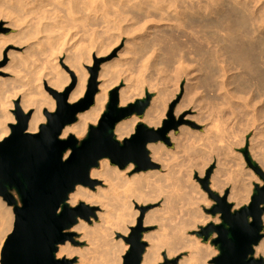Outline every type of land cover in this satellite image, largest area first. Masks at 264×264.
<instances>
[{
	"label": "bare ground",
	"instance_id": "obj_1",
	"mask_svg": "<svg viewBox=\"0 0 264 264\" xmlns=\"http://www.w3.org/2000/svg\"><path fill=\"white\" fill-rule=\"evenodd\" d=\"M67 1H69L68 2V4H69L71 0H0V18H4V19L6 18L7 19V24L5 26H10V27L19 29L16 31V32L19 31V33L18 34L15 33L16 34L15 38L18 39L17 37L22 36V33H24L25 27L22 25L24 23H26L25 21L27 20L26 19L27 17L29 20V17H30L29 15L36 14L35 16H36V19H38V22L34 16L30 17V18L34 17V19H32V20H34V21L36 20V22H37V23H35L33 21V24H36V26L35 25L33 26V27H36L35 30H37L38 26L40 27L39 24L40 23L42 24V19L44 20V18H45V21L47 23V20H51V18L54 17L52 19V23L55 24V26H56V21H58L62 17H65V18H63V20L66 19L67 17H71V18H68L66 20H69V19L75 20L76 18L73 19L72 14H71L72 16H69V14L66 13L67 11H64V12L68 16H65L64 13H62V15H63L62 16L60 14V12H58L59 10L61 11V9L64 10L62 7H64L66 5L65 2H67ZM83 1H85V0H83ZM83 1H81V2H83ZM94 1H97V0H93V2ZM100 1L98 0V2L101 3V5H103L104 4L103 1L102 0H100ZM117 1L115 0V2H117ZM122 1H124L125 4L120 2L123 5H120L119 8L117 7V4L115 5L117 8L111 4L114 1H111V3L108 2V5L110 3V5L115 7V9L117 10V12L114 11L115 13L113 12V9H114L113 7H112L113 9L111 11V7L109 8L107 4H104V6H103L104 8L108 7L110 9L109 11H111V13H113V15H111L112 18L109 16L111 18V20L114 21V23H113L114 27L111 25L113 28L111 27L108 30L104 29V30H102V33L100 31H98L100 33L98 35L94 34L96 36L95 38L92 35L95 32H93V33H90L89 31L85 32V34L88 33L87 34L88 36H90L89 33L92 35V40L85 42L87 40H85L83 38V40H85V41H83L81 39L86 44L82 45V43L80 42L82 46L79 48H76L75 50H71V48L74 49L75 46L77 47L78 43L75 45H69V43H70L69 39H70L71 35L69 36V39L67 36H64L63 42L60 41L61 43H58L60 45L62 44L64 47V43H65V41H67V40H64V38L67 37V39L69 40L68 41L69 43H67V45H69V47L71 46L69 49V52H67L66 58L64 60V64H66L68 66V68H66L64 71L61 68H59L58 58L56 56L57 51L61 50L63 47L62 46H61V48L59 47L60 49L56 48V46L58 45L56 43H55L56 46L51 45L52 42H54L56 40V39H54V36L57 34V32H54L55 34H51V35H54L53 36L54 41L49 40L51 42V44L48 43L49 45H47V43L46 44L43 43V44L49 46V50H51V52L49 53L50 55L48 54L47 57L45 58V60L42 59L43 61L39 60L40 57L38 58L37 54H34V53L28 54L29 48H27V56L26 55L23 56L21 53H19V52L17 53L15 51H11L8 54L11 60L9 61L8 65L5 66V70L6 71L8 69L11 70L15 76L8 78V77H4V76L0 75V140L3 139L4 136L9 134L10 128H9L8 124L15 123V118L13 117L14 115H12L10 113V108H12L15 105L16 100H20L19 105L23 109L24 112H28L29 109L34 108V111L31 114V117H30V120L28 123V131L29 132L37 131L41 122L44 120V117H43L44 113L42 114V112L45 109H48L51 111L54 110L55 104H56L53 96L51 94H49L44 88L46 87L48 89L50 87V88H53V89L58 90V91H62L64 89H66L67 86L69 85L71 79H72V75H71L70 71L75 72V74L77 76V83L69 95V102H75V101L79 100L83 96V94L85 93L86 82H87V78H88V71L85 68V64H91L92 63L93 51H96L99 55L102 53L110 52L111 47L114 46L116 44V42L119 41L120 36L124 35V33H128V29L129 30L131 29V27L128 28V26L133 25L134 23L137 25V23L139 24V22H141V23L143 22V24H142L143 26H144V24L147 25V22H154L155 24L157 23L158 26H159L160 22H162V23L166 22L168 25H171L173 27L172 31L175 33V35L174 36L171 35V37H173L174 43L171 44L166 39H164V38H166V37H164L165 35L164 36L163 35H155L154 37H151V39L147 38L145 41H143L141 43H139V39L137 38L135 40V42H136V44H138V43L140 44V46H138V47L136 46V44L131 45V43L129 42L130 40L127 41L125 44V48L123 49V51L119 54V56L117 58L103 64V67L101 68L102 70H101L100 76H99V79H100L99 91L95 95V100H94L93 105L89 109H87L83 112H79L77 114V121L76 122L69 124V125H66L64 127L62 134H61L62 138H65V137L69 136L70 134H74L76 136H81L88 131L89 125L96 124L98 122L100 116L102 115V113L104 112V110L106 108V104H107V100H108V94H109L110 89L113 86H115L117 83H119L121 81H123V83H124V86L119 90V101H120V106H126L129 103L134 102L138 98L143 97L144 93L146 91H148L146 89H142L140 91L136 90V85H139L137 83H140L143 80V75L146 74V73H141L142 70H144L143 72H145L144 68L151 66L153 68V71L154 70L159 71V69H161L163 71L165 67L170 68L169 66L173 65L174 63H177V68H175V69L178 70L177 72L181 71V74H182V70L186 71V69H188L187 67H189V64H191L192 60H196L198 62L199 70H200L199 72L202 73L201 74L202 76L198 77V78H200L199 81H197L195 83H191L190 85L188 84L190 87L187 86L188 91H187L186 96H187L188 102L185 101L187 104L189 103V105H190L193 102V100L195 99V97L199 93V91H198L199 87L201 88V86H202L204 88V90L206 91V94H207L206 98H208L211 103L213 102L214 103L213 106L215 107V105H217V103H218V102H216V100L218 99L217 94H218L219 90L222 88H225L229 85L228 84V78H224L226 71L228 72V70H230V69H238L239 70L238 74L234 75L233 80H230L229 83H230V85L235 84L236 92L242 91V93H243V91L247 90V88H248V90L252 89V91H253L252 99H254V98L257 99V100H255L254 105L252 104L253 106H255L254 111H252L253 112V114H252L253 122L256 123V121H259L260 117L263 119V117H264V25H262V24L260 25V19H258L259 15L257 16V14H255L256 10L251 8V5L249 2H246L243 0H122ZM7 2H8L9 6H10L9 3H11L10 7H8L6 5ZM73 2L74 1L72 0V4H73ZM75 2H76V0H75ZM87 2L86 3L84 2L86 5L84 3L83 4L81 3L82 4L81 7H83V5H84V7L86 6L87 9L90 11L93 9L95 10L96 7H94V5H96L95 4L96 2H94V5H91L92 7H94L93 9H90L92 7L89 5L90 4L89 2H92V0H90V1L87 0ZM93 2L91 4H93ZM104 2H105V0H104ZM128 2H131V4L130 3L128 4ZM63 4H64V6H63ZM78 4H79V1H78ZM78 4L76 2L75 5H78ZM12 5H14L16 7V9H14V10H17V13L19 12L18 13L19 15L18 14L15 15L16 11L15 12L13 11V14L11 15L12 11L9 12L10 10H8V9L7 10H8L9 14L8 13L6 15L4 14L5 13V6H7L9 9H12L11 8ZM51 5L53 7L52 11H54V12H51L50 8H49L50 11L48 10V8L46 9V7H50ZM80 5H79V8H80ZM105 5H106V7H105ZM42 6H46L45 9H43ZM73 6L74 5H72V7ZM99 6L100 5H98V7ZM67 7L69 8V10H72V7L66 6V8ZM75 7L77 8V6L73 7L74 10H75ZM17 8L20 9V11ZM39 8L44 10L42 12V10L40 9L41 13H42L41 15H38V13H36V12H40V11H36V10H39ZM99 8H102V6ZM104 8H102V9L105 12ZM81 11H82V8H81ZM98 11H100V10H98ZM55 12H58L59 14L57 13V15H55L54 14ZM104 12H101V14L104 15L105 14ZM106 12L109 13L108 11H106ZM70 13H74V12H70ZM88 13H90V12H88ZM88 13L86 11L85 13H82V15L83 14L87 15ZM51 14H54V16ZM97 14H99V13H97ZM58 15H60V17L61 16L62 17L60 18V17H58ZM74 15H75V13H74ZM84 15H83V17H86ZM92 15H94V14H92ZM95 15H96V12H95ZM55 16H56V18H55ZM99 16L102 17V15H99ZM57 17L59 19L55 20V19H57ZM88 17H86V18H88ZM82 18L80 17V19H79L80 22L82 21ZM86 18H84L85 20H83V21L86 22ZM93 19L94 18H92V20ZM98 19L99 18L97 17V20ZM106 19L108 21L107 17H106ZM53 20H55V21L53 22ZM97 20H96V22H97ZM99 20L103 21L102 19H99ZM59 21L62 22V20H59ZM59 21L57 23L58 26L61 25L59 23ZM69 21H68V23L65 22L66 25L64 24L66 26V28L68 26V29H70L69 28L70 25L71 26H72V24L74 25V23H72V21L70 22L72 24L69 25ZM77 21H78V19L76 21H73V22H76V24H77L78 23ZM31 22L32 21L30 19V23L27 22V24H31ZM80 22H79V26H78V24L77 25L75 24V26L80 27V25H81V28H84L86 26L85 22H83V24H81L82 22L81 23ZM46 23H45V26H42L43 28L45 27L44 31H46L47 27H49L48 25L46 26ZM48 24H51V22ZM101 24H102V22H101ZM51 25H50V28H51ZM82 25H85V26L83 27ZM87 25H89V24H87ZM105 25L106 24L104 23V26ZM55 26H52L53 29L51 31H57L55 29H57L59 27L58 26L55 27ZM75 26H72V29ZM22 27H24L23 30H22ZM27 27H28V25L26 26V29L28 30ZM29 27H31V25ZM64 27L63 28L60 27L58 32L61 30V28L65 32L67 29ZM100 27H102V26H100ZM125 27L128 29H126ZM50 28H48L46 31V33H48V34L47 35L45 34V36H48V38L50 35L48 30H50ZM136 28L137 27H135V29ZM31 29H29V30L33 31ZM84 29L86 31V27ZM84 29H82V32H84L83 31ZM87 29H89V28H87ZM92 29H95V27ZM92 29L90 30L91 32H92ZM113 29L117 30V32H115V33L111 32V30H113ZM135 29H133V31ZM138 29H137V31L139 32L140 27H138ZM142 29H144V28H141V31H143ZM146 30H148V29L146 28ZM38 31H39V29H38ZM38 31H37V35H38V33L40 35L41 33L44 32V31L43 32H38ZM27 32L25 31V33H27ZM61 32L62 31H60V33ZM67 32L70 33V31H67ZM79 32H80V30L79 31L77 30L76 35ZM130 32H131V30L129 31L128 35H130ZM136 32H134V33L136 34ZM12 33H14V32H12ZM33 33H34V31L30 34L28 32L27 34H29V35H27V36L28 37L32 36V35L34 36ZM68 33H66V34L64 33V34L68 35ZM134 33H133V35H134ZM7 34L0 32V53L3 52V49L9 43V41L12 42V38H14L13 34L12 35H11V33H10V35L9 34L7 35ZM73 34H75V33L73 32ZM79 34H81L80 36L84 35L85 38L87 36L83 33H79ZM57 35L59 36L60 34L58 33ZM23 36H26V35H23ZM45 36H42V37H45ZM84 36H82V37H84ZM130 36H132V35H130ZM38 37H36V38H38ZM61 37H62V35H61ZM21 38L24 39V37H21ZM21 38H19V39H21ZM33 38H34V40H36L35 37H33ZM48 38L46 39V41L48 40ZM73 38L75 39V38H77V36L75 37V35H74ZM79 38H81V37H78V39ZM88 38L89 37H87L86 39H88ZM132 38L133 37H131V39ZM23 39H21V41H23ZM28 39H30V38H28ZM43 39L45 40V38H43ZM49 39H52V37ZM78 39H77V41L80 40V39L79 40ZM132 40H134V38ZM38 41H40V40L38 39ZM49 41H47V42H49ZM74 43H76V42H74ZM16 44H17V42H16ZM33 44L36 46L37 43L36 44L33 43ZM33 44H32V48H34ZM70 44H73V43H70ZM38 45L39 46L41 45L40 49L43 52H44V50H47L46 46L44 47L46 49H44V50L42 49L43 48L42 43H40ZM38 45L36 47H38ZM29 46H31V45L29 44ZM50 46H53L56 48L55 49L56 54H55V51H53L54 48L52 47V49H50L51 48ZM79 46H80V44H79ZM38 49H39V47H38ZM35 50H37V49H35ZM41 50H40V52H41ZM31 51H32V49H31ZM66 51H68V50H66ZM37 52H39V51H37ZM59 52H61V51H59ZM39 54H42V53H39ZM43 54H45V52ZM43 54L40 56H43ZM138 54H140L138 56L139 57L138 62H140V64H139L140 66L138 65L139 70L137 69V67H136V69L139 72H135V75L133 78V76L131 74H133L134 72L133 73L130 72V69H132L130 66L133 65L132 63H134V61H137V59H135V58ZM96 58L97 57H95V59ZM151 58H152V60H150ZM197 62H196V64H197ZM135 63L136 64H134V66L137 65V62H135ZM24 65H26L25 66L26 68L23 67ZM117 66H119V67L117 68ZM231 71H233V70H231ZM136 73H137V75H138V73H141L140 75H142V77L140 75L135 77ZM178 74H180V73H178ZM153 78H154V76H153ZM143 81L141 83H143ZM248 94H250V93H248ZM227 95H229V94L227 93ZM234 95H232V97H231V94H230L229 96H230V98L234 99V97H235ZM239 95H241V94H239ZM236 96H238V95L236 94ZM153 97L154 98L152 99L151 105L147 108V110L145 111L144 116L142 118L139 115H133L131 117L125 118V119L116 123L113 131H114V134H115L117 139L121 140L124 137L131 135L132 132H134V130H135V126L138 124V122L141 119L144 120L146 122V124L159 126V123H160L159 117H160V111H161V106H162L161 105V97H160V95L159 96L154 95ZM201 97H202V95H201ZM238 97H240V96H238ZM224 98H222V99H224ZM242 98H241V100H243ZM259 98H260V101H262V103L258 107L256 105L257 104L256 101L260 102V101H258ZM204 99H202V100H204ZM183 100H184V98H183ZM236 100H237V97H236ZM231 101H233V100L230 99L229 102H231ZM207 102L209 104V101H207ZM183 106L185 107L184 102H183L182 106L180 105L177 108L178 109L177 111H180L181 108H183ZM234 106H236V104ZM214 107H213V110H214ZM216 107H218V106H216ZM235 109H237V106ZM209 110H212V108ZM213 110H212V112H213ZM215 110L217 111L218 108ZM244 110H245V108H244ZM216 111L214 113H216ZM238 111H240V109ZM217 112H219V111H217ZM214 113H210L209 115L206 114V115L202 116L201 118L199 117L198 119H200V120L206 119V121L208 119L214 125L215 119L218 118V117L216 118ZM218 115H220V114H218ZM236 117H237V114H236ZM249 117H251V116H249ZM240 118H239V120L241 121ZM218 120H220V118ZM218 120H217V122H219ZM237 124L239 126V123H237ZM252 124H254V123L251 122V125ZM217 125H219V124L217 123ZM219 126H221V125H219ZM219 126H216V127H219ZM213 128H214V126H213ZM238 128H240V127H238ZM207 131L210 132L209 130H207ZM227 132H228V130H227ZM243 132H245V130ZM196 143L197 142H195V144ZM262 145H264V144H262ZM181 146L184 147L185 145H181ZM259 146H260V144H259ZM153 149H154L155 154L157 155V156L155 155V157L162 159L164 161H165V159L169 158V157L165 156L166 154L169 155V153L167 151H165L167 153H164L163 146L153 145ZM191 149H192V147H191ZM193 149H195V148H193ZM262 151H263V149H262ZM68 153H69V151H67L65 153V156H67ZM175 162H174V164H175ZM167 164H169V162ZM133 166H134V164L130 163L127 166V168L129 170H132ZM174 169H176V168H174ZM174 169L173 168L170 169L171 170L170 172L172 173V170L174 171ZM124 172H125L124 170H121L116 165L112 164L108 158H103L99 161V167H95V168L91 169L90 174L92 177L97 176V177L104 178L106 180V182L109 184V188L107 190H105L104 188L102 189L101 187H98V190L94 191L85 185L78 184V185H76L75 189L69 194L68 203L71 205H76L77 203L81 202L82 200L86 201L87 203L88 202H93V203L99 202L102 204L101 206L104 207L105 211L100 214L101 223L100 222L98 223L100 225V227L98 224L95 225V227L94 226L91 227V225H89V223L86 222L85 219H79L78 222L74 225V228L77 229L78 231H80V233L82 234L81 238L86 239L87 240L86 242H88V244L90 243L91 246L88 245V246H86V248H81V247L74 246L72 244V242H70V241H66L63 244H60L58 247V251H57V257L58 258L70 257V256H74L77 254L79 256V260L76 264H93L89 261L92 257L97 260V262L95 264H122V256L126 252L128 246L126 244H124V240L122 238H115V235L118 233L126 235L129 232L130 226L134 225L138 212L137 211L133 212L130 209L132 207V204H130L131 203L130 200H128V199L126 200V198L123 196L122 193H124V191L121 188L124 187L125 185H129L130 183L137 181L136 180L137 176L139 177L138 173H135L132 177H129V176H126L127 173H124ZM127 172H129V171H127ZM173 173H172V176L171 175L168 176L169 174H167V175L163 174V175L167 176V177H165L166 178L165 182H167L168 179L170 180L173 177V175H174ZM149 175H152V174H149ZM157 175H155V176H157ZM159 175H161V174H159ZM148 177L150 178V176H148ZM173 178H175V176ZM148 180H150V179H148ZM171 180H170V182L173 181V180L172 181ZM168 183H169V181H168ZM160 184L162 186L164 184V182H163V184L162 183H160ZM172 184L173 183H171V185ZM168 185H170V184H168ZM161 186H159V188L163 189V188H161ZM169 187L170 186H168V190H165L166 195L165 196L162 194L161 195L164 196V198H166V201L171 200V202L173 204V200L171 199L173 197L172 196L173 192H171V189L169 190ZM159 188L157 187V189H159ZM165 188H167V186ZM160 193H161V191H160ZM162 193H164V192H162ZM157 194H158V192H157ZM231 197L236 198L237 203H241L244 200L240 189H239V192L230 196V198ZM140 199L142 200V197ZM163 200H165V199H163ZM143 201H144V199H143ZM130 210H131V212H130ZM13 220H14L13 209L11 208V206L7 205V203L0 196V253H1L4 241H5L7 235L9 234V232L11 231V229L13 227ZM151 221H152V217L147 215V221L146 222H151ZM96 226H98V229H96ZM143 238L151 240L152 235L146 234V235H143ZM180 241H181V236L179 234H175L173 236H170V235L163 236V238H160V241H159L160 243H158L157 245L151 246V247H146V250L143 254L142 263L143 264H159V262L162 258L161 257V251H162L161 248L162 247H168V254L173 255L177 252ZM195 248H196L195 254L191 258H182L180 260L179 264H206L205 260L215 253V250L213 248H211L209 245L197 243L195 245ZM256 253L264 255V240H261L260 243L256 246Z\"/></svg>",
	"mask_w": 264,
	"mask_h": 264
},
{
	"label": "water",
	"instance_id": "obj_2",
	"mask_svg": "<svg viewBox=\"0 0 264 264\" xmlns=\"http://www.w3.org/2000/svg\"><path fill=\"white\" fill-rule=\"evenodd\" d=\"M102 61L96 58L89 66L87 89L79 100L69 102L77 80L73 71H70L72 81L66 89H47L56 100V108L44 110L47 121L35 132L28 131L32 112H24L19 102L15 103L16 122L10 124V133L0 140V196L13 207L14 213L13 227L2 246L1 264H73L75 259L56 256L58 247L68 240L77 243L75 233L70 229L79 219L91 221V217L96 216L97 206L83 201L70 205L69 194L78 184L93 188L100 182L90 173L103 158H109L121 169L130 163L134 164L135 171L158 168L160 165L151 158L148 145L158 141L171 144L169 133L181 124L174 117L175 102H172L161 126L154 128L139 122L130 136L122 141L117 139L113 131L116 123L134 113L143 116L151 94L120 106L119 88L115 87L109 92L106 110L96 125H89L85 138L79 141L74 134L62 138L64 127L76 122L77 114L93 105L99 91ZM242 151L247 164L263 180L262 185L255 183L247 204L234 208L228 200L229 189L221 195L211 188L214 165L199 178L202 188L214 201L210 208L204 209L205 212L213 217L219 215L221 219V222L210 221L192 231L219 249V253L209 260L211 264H264V257L255 256V246L264 235V170L252 160L249 142ZM140 210V216L136 224L130 226L128 234H117L129 245L122 256V264H142L147 247V241L143 239L148 230L143 223L147 207L141 206ZM177 261L164 254L160 264H177Z\"/></svg>",
	"mask_w": 264,
	"mask_h": 264
},
{
	"label": "rangeland",
	"instance_id": "obj_3",
	"mask_svg": "<svg viewBox=\"0 0 264 264\" xmlns=\"http://www.w3.org/2000/svg\"><path fill=\"white\" fill-rule=\"evenodd\" d=\"M73 1H74L73 4H72V0L70 1L69 4H68L69 1L65 2L66 5L64 6V4H63L64 7H62L64 10L61 9L62 12L60 10L58 12H60L61 15H62V13H64L65 16H68V15H66V13H68L69 16L73 15L74 17L72 16V18L73 19L76 18V19L75 20L69 19L70 20L69 21V20H66V19L71 18V17H67L66 19H64L65 20L64 21L63 18H65V17H62L63 16L62 15L61 16L62 18H61L60 15H58V17H60L61 19H59L57 17V19H55V20H58V19L62 20V22L58 20L59 23L61 24L59 26L57 24L58 21H56V26H55V24L52 23V19L54 17H52L51 20H47V23H46L45 18H44V20L42 19V24L41 23L39 24L40 27L37 25L38 26L37 30H35L36 27H33V26L34 25L36 26V24H33L34 20H32V19H34V17L36 19V16H35L36 14L29 15L30 17L34 16L33 18L29 17V20H28V17L26 18L27 19L25 21L26 23H24L22 25V26L25 27L24 33H25V31L27 32L29 29H31L33 27L34 29L32 28L31 30L34 31V33H33L34 36L32 34L31 35L33 37H35V38L39 36L38 38H36L37 41L34 40V38L32 36H29V37L27 36V35H29L30 33L33 32V31H30V30L28 31L29 34H27L28 32L25 33V34L22 33V36H18L17 35L18 39H16L15 38L16 37L15 33L18 34L19 31L18 32H16V31L19 30V29L18 28H13V27H10V26H5L7 24V19L6 18L5 19L4 18H0V32H3L5 34L8 33L9 35L11 33V35L13 34V37H14V38H12V42L9 41V43L3 49V52L0 53V55H1L0 56V75L1 76L8 77V78L15 76L12 73L11 70H9V69L7 71L5 70V66L8 65L9 61L11 60L9 55H8L11 51H15L17 53L19 52L23 56L24 55L27 56V48H29L28 49V54H30V53L37 54L38 58L40 57L39 60L43 61L42 59L45 60L47 55L51 52V50H49V46H47V45H49L48 43L51 44V42L49 40L54 41V39H56L51 44V45L54 46L55 43L58 44V43H61L60 41L63 42V37L64 36H67L68 39H69V36L71 35L70 39H69L70 41L67 39V37L64 38V40H67L64 43V47H63L62 44L61 45L58 44L57 46L55 45L56 48H59V47L61 48V46L63 47L61 50H59L61 52L57 51V54H56V50H55L56 48L53 47V46H50L51 47L50 49H52V47L54 48L53 51H55V54H56V56L58 58L59 68H61L64 71L66 68H68V66L66 64H64V60L66 58L67 52H69V49L71 47V46L69 47V45H75V44L78 43L77 47L73 46L74 49L71 48V50H75L76 48L81 47L83 44H86L85 42H88V41L92 40V35L95 38L96 37L95 35H98L100 32L102 33V30H104V29L108 30L112 26L114 27V24H113L114 21L111 20V18H112L111 15H113V13H111V11L114 8L113 12L114 11L117 12V10L115 9V7H116L115 5L116 4H117L118 8H119L120 5L125 4V2L122 1V0H118V1L116 0L118 3L115 2V0H111V1H114L112 3H111L110 0H108V1L105 0V2H106L105 3L104 0H102L104 4L108 5V2H110L113 6H115V7H113L109 3L108 7L109 8L111 7V11H109L110 9L108 7H106V5H105L106 8H104L103 7L104 4L101 5V3H99L98 0H97V1H94V2H96L95 3L97 5L96 6V5H94V2L92 0L93 4H91L92 2H89L90 3L89 5L90 6L94 5V7H96V8L94 10L93 9L94 7L91 6L92 8H90V9H93V10L90 11V10L87 9L86 6H85L86 7L85 8L84 5H83V7H81L84 2L85 3L87 2V0H85V1L78 0L79 4H78V1L76 0L78 5H75L76 4L75 0H73ZM81 1H83V2H81ZM88 1H90V0H88ZM243 1L249 2L250 5H251V8H253L256 11L258 10L257 12L255 11V14H257V16L259 15L258 19H260V25L261 24L264 25V20H263L264 19V0H243ZM120 2L123 3V4H121ZM131 2H128V4L129 3L131 4ZM9 4L11 6V3H9ZM6 5L8 7H10L8 5V2H7ZM72 5L77 6V8L75 7V10H74L73 9L74 6L72 7ZM79 5H80V8H79ZM98 5H100L99 7L102 6V8L105 9V12H104V10L102 8H99ZM7 6H5V13H4L5 15L8 13V10H10L9 12L12 11L11 15L13 14V11L14 12L16 11L15 12L16 14L14 13L15 15H17L19 13V12L17 13V10H14V9H16V7L14 5H12V7H11L12 9H9ZM66 6L72 7V10H69L68 7H67L68 8L67 9ZM42 7H43V9H45L46 6H42ZM51 7H52V5L50 7H46V9L48 8V10H49V8H50L51 12H54V11H52L53 7L52 8ZM81 8H82V11H81ZM40 9L41 8H39V10H36V11H40V12H36V13H38V15L42 14L41 13L42 9L41 10ZM97 9L100 10V11H98ZM18 10L20 11V9H18ZM43 11L44 10H42V12ZM64 11H67V12L65 13ZM86 11H87V13L90 12V13L87 14L89 17L87 15H84V14L83 15L88 17V18L83 17V15H82V13H85ZM106 11H108L109 13H107ZM58 12H55L54 14L57 15ZM70 12H74L75 15H74V13H70ZM95 12H96V15H95ZM101 12H104L105 14L103 15V14H101ZM97 13H99V14H97ZM54 14H51V15L54 16ZM92 14H94V15H92ZM99 15H102V17L99 16ZM96 16L99 19H102L103 21H100L99 19L97 20ZM80 17L81 18L83 17L82 21L85 20L84 18H86V22L83 21V22H85L86 26L82 25L83 27L84 26L86 27V31L84 29L85 27L81 28V25H80V27H77V26H75L76 22H73V21H76L78 19V21H77L78 23L77 24L79 26ZM106 17L108 18V21H107ZM55 18H56V16H55ZM92 18H94L95 20L94 19L92 20ZM30 19L32 21L31 24H27V22L30 23ZM36 20L38 22V19H36ZM36 20L34 21L35 23H37ZM55 20H53V22ZM96 20H97V22L99 24L96 22ZM68 21H69V25L74 23V25L72 24V26H75L73 29H72L71 25L69 26L70 29H68V26L66 28V26H65L66 23L65 22L68 23ZM71 21H72V23H70ZM50 22H51L52 25L48 24ZM83 22L81 24H83ZM101 22H102L103 25L101 24ZM45 23H46V26L47 25L49 26V27H47V29L50 28V25H51L50 30H48L50 35L51 34H55L54 32H57V34L59 33L60 35L59 36L57 34L55 36L54 35H51V36L49 35V38L52 37V39H53V36H54L53 40L49 39L48 36H45V34L46 35L48 34V33H46L47 29H46V31H44L45 27L44 28L42 27V26H45ZM104 23L106 24L105 26H104ZM87 24H89V25H87ZM134 24L128 26V28L131 27L130 35H132V36L128 35L130 30L125 27L126 29H128V33H124V35L120 36L119 41L116 42V44L114 43L115 45L113 44L114 46L111 47L110 52L102 53V54L99 55L96 51H93L92 63L91 64H85V68L88 71L86 89H87V85H88V81H89V77H90L89 66L93 65L95 57L103 59V61L100 64L99 75H98V81H99V84H100L99 76H100V72L102 70L101 68L103 67V64L107 63L108 61H112L113 59L117 58L119 56V54L125 48V44H126L127 41L130 40L129 42L131 43V45H133V44H136L135 40L137 38L139 39V43H141V42L145 41L147 38L151 39V37H154L155 35H163V36L165 35L164 37H166V38H164V39H166L171 44L174 43L173 37H171V35L172 36L175 35V33L172 31L173 27L171 25H168L166 22H163V23L160 22L159 26H158L157 23L155 24L154 22H147V25L144 24V26L142 25L143 22L142 23L139 22V24L137 23V25L135 24L136 26ZM148 24L149 25L151 24V25L149 26ZM27 25H28V27H27L28 30L26 29ZM30 25H31V27H29ZM52 26H55V27L58 26L59 28L55 29L57 31H51L53 29ZM98 26L99 27L102 26V27L99 28ZM24 27H22V30H23ZM60 27H62V28L64 27L67 30L65 29L66 31L64 32V30H62V28H61L60 31L63 32V33L61 32L62 33L61 34L60 31L58 32ZM91 27L92 28L95 27V29H92ZM135 27H137V28L135 29ZM138 27H140V31H139L140 33L137 31ZM87 28H89V29H87ZM132 28L135 29V30L133 31ZM141 28H144V29H142L143 31H141ZM146 28L148 30H146ZM38 29H39V31H38ZM82 29H84L83 30L84 32H82ZM91 29H92V32L90 31ZM77 30L78 31L80 30L79 33H83V34H85V32H88V31L90 33H93V32H95V33H93L92 35L89 33L90 36L87 35L88 33L85 34V35H87L86 38L87 37L90 38V39L89 38L86 39L84 35H82L84 37L80 36L81 34H79V33L76 35ZM113 30H111V32H113V33L117 32V30H114V31ZM37 31L38 32H43L44 31L45 33L43 32L40 35L38 33V35H37ZM67 31H70V33H68ZM98 31H100V32H98ZM12 32H14V33H12ZM73 32L75 34H73ZM134 32H136V34ZM64 33L65 34L68 33V35H65ZM133 33H134V35H133ZM23 35H26V36H23ZM61 35H62V37H61ZM72 35L73 36L75 35V37L77 36V38L74 39ZM42 36H45V37H42ZM21 37H24V39L21 38ZM78 37H81V38H79L80 40L81 39L83 40V38H84L87 41H85V40H83L85 42H83L82 40L80 41L78 39ZM131 37H133L134 40H132L133 38L131 39ZM19 38L23 39L24 42L21 41V39H19ZM28 38H30V39H28ZM43 38H45V40ZM47 38H48L47 41H49V42L46 41ZM38 39L40 41H38ZM77 39L79 41H77ZM68 41L70 43H73V44H70ZM16 42H17V44H16ZM74 42H76V43H74ZM80 42L82 43V45H81ZM31 43L32 44L33 43H35V44L37 43L36 46L38 44L42 43V47H43L42 49L44 50V49L47 48V50H44L45 54H43L44 52L40 49L41 45L40 46L38 45V47H39V49H38V47H36L33 44L34 48H32V44ZM43 43H45V44L47 43V45H45ZM67 43H69V45H67ZM139 43L136 44L137 47L140 46ZM29 44L31 46H29ZM79 44H80V46H79ZM45 46H46V48H44ZM31 49H32V51H31ZM35 49H37V50H35ZM40 50H41V52H40ZM66 50H68V51H66ZM37 51H39V52H37ZM39 53H42L44 57L40 56L42 54H39ZM139 55L140 54H138L136 56V58H135V59H137V61H134V63H132L133 65L130 66L132 68V69H130V72H132V73L134 72L133 74H131L133 76V78H134L135 72H139L138 71L139 70V66H140L139 65L140 62H138V59H139L138 56ZM150 60H152V58ZM135 62H137V65L134 66V64H136ZM196 62H197L196 60H192L191 64H189V67H187L188 69H186V71L182 70V74H181V71L177 72L178 70L175 69V68H177V63H174L173 65L169 66L170 68L165 67L163 71L161 69H159V71H155V70L153 71V68L151 66H148V67L144 68L145 72H143L144 70H142V72H141V73H146V74L143 75V80H144V81L142 80L143 83H141L142 82L141 81L140 83H137L139 85H136V90L137 91H140L142 89L148 90V91H146L144 93L143 97H140L137 100L145 98L148 93L151 94V101H150L149 106L151 105L152 99L154 98L153 96L154 95L155 96H159L160 95V97H161V105L162 106H161L160 117H159L160 118L159 126H161L163 120L165 118H167V112L169 110L170 104L172 102H175L173 114H174V117H175L176 121H179L181 124L179 125L177 130H172L169 133V138H170L171 144H167L166 142H163V141H158V142H155V143H150L148 145V149L150 151L151 158L153 159V161L159 163L160 166L158 168H154V169L135 171V166H133L132 170H129L127 168V166L125 168L121 169L118 165L114 164L119 169L124 170L125 171L124 173H127L126 176L132 177L135 173H138V175H139V177L136 175L137 176V179H136L137 181H135L133 183H130L129 185H125L121 189L124 191V193H122L123 196L126 198V200L127 199L130 200L131 203L130 202L129 203L132 204V207L130 209L133 212H136V211L138 212L137 217H136V221H137V218L140 216V213H141L140 207L141 206H146L147 207V210L145 211V214H144V217H143V223H144L145 226L148 227V230L145 231V233L143 235H146V234H151L152 235L151 240L143 238L145 241H147V247H151V246L157 245L158 243H160L159 242L160 238H163V236H165V235L173 236L175 234H179L181 236V241L179 243L178 250H177V252L175 254L169 255L168 254V247H162L161 248V250H162L161 251V257L162 258H161L159 264L164 261V254L169 259H176L177 258V260H178L177 264H179V262H180V260L182 258H191L195 254V250H196L195 245L197 243L204 244V245H209L211 248H213L215 250V253L205 260L206 264H211V263H209V260L212 259L214 256H216L219 253V249L214 244H212L210 240L208 242H205V241H203L202 237L200 238L197 235L192 233V231L198 229L200 225H205V224H207L210 221L217 222V223L221 222V219H220L219 215L213 217L211 214L206 213L205 210H204L205 208H210L214 204V201L209 197L208 193L202 188V185H201V182H200L199 178H203L205 176L206 170L211 165H214V169H213V172H212L211 177H210V186H211V188L215 192H217V193H219L221 195L225 192L226 189H229L228 200H229V202L233 203L234 208H239L242 205L247 204L250 201L251 195L254 192L255 183H258L259 185L263 184V180L260 178V176L257 173H255V171L247 164V162L245 160L244 153L242 151V149L246 145V142H249V153L251 155L252 160L254 162H256L257 164H259V166H261V168L264 170V148H263L264 145H262V144H264V132H263L264 131V122H263L264 121V117H263V119L260 117L259 121H256V123L253 122V116H252L253 112L252 111H254V107H255L253 105L255 103V100H257V99H255V98L252 99V97H253L252 89L248 90V88H247V90H244L243 93H242V91H237L236 92L235 84H231L232 85L231 86L229 81L233 80L234 75L238 74L239 70L238 69H230V70H228V72L226 71V74L224 76V78H228V84L229 85L227 87H225V88L220 89L218 94H217V96H218L217 100L218 101L216 100V102H218V103H217V105H215V107L216 106H218V107L215 108L213 106L214 103L213 102L211 103L210 100L208 98H206L207 94H206V91L204 90V88L202 86H201V88L199 87V89H198V91H199V93H198L199 95L197 94L198 97L196 96L195 99H194L195 101L193 100V102L189 105V103L188 104L186 103V102H188L187 101V96H186L187 95V91H188V89H187L188 87L187 86H189L191 83H195V82L199 81L200 78H198V77L202 76L201 75L202 73L199 72L200 71L199 70V64H198V62L196 64ZM25 66L26 65H24L23 67H25ZM118 67L119 66H117V68ZM136 67H137L138 70L136 69ZM231 70H233V71H231ZM141 73H138V75H140ZM178 73H180V74H178ZM138 75L136 73L135 77H137ZM140 76L142 77V75H140ZM153 76H154V78H153ZM76 79H77V76H76ZM71 81H72V79H71ZM71 81H70V83H71ZM76 83H77V80H76ZM123 86H124V83H123V81H121V82L117 83L115 86H113L110 89V91L113 88H115V87H118L119 90H120ZM98 87H99V85H98ZM44 89L49 93V91L47 90L46 87ZM86 89H85V91H86ZM227 93L229 95L231 94V97H232V95L235 94L234 95L235 96L234 99L230 98V96L227 95ZM248 93H250V94H248ZM236 94L238 96H240V97L236 96ZM239 94H241V95H239ZM201 95H202V97H201ZM83 96H84V94H83ZM236 97H237V100H236ZM183 98H184V100H183ZM222 98H224V99H222ZM241 98L243 100H241ZM202 99H204V100H202ZM228 99L229 100L231 99L233 101L229 102ZM16 101H18L20 103V100H16ZM16 101H15V103H16ZM207 101H209V104H208ZM258 101H260V98L258 99ZM55 102H56V100H55ZM108 102H109V94H108L107 104H108ZM183 102H184L185 107L183 106V108H181L180 111H177L178 110L177 108L180 105L182 106ZM256 103H257L256 105L259 107L260 104L262 103V101H260V102L256 101ZM107 104H106V107H107ZM235 104L237 106V109H235L236 108V106H234ZM213 107H214V110H213ZM55 108H56V104H55ZM55 108H54V110H55ZM211 108H212L213 112H212V110H209ZM217 108H218L217 111H219V112H217L215 110ZM238 108L240 109V111H238L239 110ZM244 108H245V110H244ZM15 109H16V106L14 105L12 108H10V113L12 115H14L13 117L15 118V122H16V116L14 114V110ZM105 110H106V108H105ZM29 111H31L33 113L34 108L29 109ZM48 111H51V110H48ZM215 111H216V113H214ZM43 113H44V111L42 112V114ZM210 113H214L216 118L218 117L217 119H215V123L220 118V120H218L219 122H217V123L219 125H221V126L217 125V123L216 124L214 123V125H213L212 122H210L208 119H207V121H206V119H204V120L198 119L199 117L201 118L202 116H204L206 114L209 115ZM218 114H220L221 116L218 115ZM236 114H237V117H236ZM43 115H44L43 116L44 120L41 123H45L47 121L46 115L45 114H43ZM133 115H137V114L134 113ZM133 115H131V116H133ZM131 116H129V117H131ZM143 116H144V114H143ZM143 116H141V118ZM249 116H251V117H249ZM239 118L241 119V121L239 120ZM139 122H143V123L146 124V122L144 120H142V119ZM251 122L254 123V124L251 125ZM237 123H239V126H238ZM10 124H8L9 128H10ZM146 125L149 126V127H154V128L159 127V126L149 125V124H146ZM213 126H214L215 129L213 128ZM216 126H219L220 128L216 127ZM238 127H240L241 129L238 128ZM207 130H209L210 132H208ZM227 130H228V132H227ZM244 130H245V132H243ZM10 131H11V128H10ZM87 133H88V131L85 134L81 135V136H76V135L75 136L80 141V140H82L83 138H85L87 136ZM126 137H128V136H126ZM122 140L123 139H121V141ZM194 141L197 142V143L195 144ZM259 144H260V146H259ZM153 145H161V146H163L164 153H167V152L169 153V155L166 154L165 156L169 157V158L165 159V161H164L162 159H159V158L155 157L156 154L154 152ZM181 145H185V146L182 147ZM191 147H192V149H191ZM193 148H195V149H193ZM262 149H263V151H262ZM165 151H167V152H165ZM109 161H110V159H109ZM168 162H169V164H167ZM174 162H175V164H174ZM97 167H99V165ZM172 168L173 169L176 168V169H174V171L172 170V173L174 172L173 173L174 174L173 177L175 176V178L172 177L171 179L174 182L171 179L170 180L172 182H170L169 179L167 180V182H165V179H166L165 177H167L166 176L167 174H169L168 176H170V175L172 176V173L170 172L171 171L170 169H172ZM127 171H129V172H127ZM149 174H152V175H149ZM159 174H161V175H159ZM163 174H166V175H163ZM155 175H157V176H155ZM90 176H91V174H90ZM148 176H150V178ZM92 178L98 179V180H100V182L97 183L93 188L87 186L91 190L97 191L98 187H101L102 189L104 188L105 190H107L109 188V184L106 182V180L104 178L97 177V176L92 177ZM148 179H150V180H148ZM168 181H169V183H168ZM163 182H164V184H163ZM160 183H162L163 185L161 186ZM171 183H173V184L171 185ZM168 184H170V185H168ZM159 186H161V188H163V189H160ZM166 186H167V188H165ZM168 186H170L169 190L171 189V192H173V194H172L173 197L171 198L173 200V204H172L171 200L166 201V198H164V196L166 195L165 194L166 193L165 190H168ZM157 187L159 189H157ZM239 189H240V191L242 193V196L244 198V200L241 203H237V199L234 198V197L230 198V196H232L235 193L239 192ZM159 190L161 191V193H160ZM157 192H158V194H157ZM162 192H164V193H162ZM13 193L15 194L17 200H19L17 193L15 191H13ZM161 194L164 195V196H162ZM141 197H142V200L140 199ZM143 199H144V201H143ZM163 199H165V200H163ZM82 201L87 203L84 200H82ZM87 204L88 205L97 206L96 216L95 217H91V221L85 220L86 222L89 223V225H91V227H93V226L95 227V225H97L99 222L101 223L100 214L103 213L105 211V209H104V207L101 206L102 204L99 203V202H96V203L95 202L94 203L93 202H88ZM11 208L13 209L12 206H11ZM131 210H130V212H131ZM147 215L152 217V221L151 222H146L147 221ZM136 221H135L134 225L136 224ZM263 225H264V215H263ZM99 227H100V225H99ZM96 229H98V226H96ZM70 231H73L75 233L74 239L77 241V243H73L72 242V244L74 246L81 247V248H86V246L90 245V243L88 244V242H86L87 241L86 239H82L81 238L82 234L80 233V231L75 229L74 226L70 229ZM129 231H130V228H129ZM263 234H264V229H263ZM115 238H121V237H118L117 234H116ZM262 240H264V235H263ZM124 244H126V243L124 242ZM126 245L129 248V245L128 244H126ZM256 246H255V256L256 257H260V256L264 257V255L256 253ZM56 256H57V254H56ZM66 258L75 259V262L73 264H76L78 262V260H79V256L77 254L74 255V256L66 257ZM0 259H1V253H0ZM89 261L91 263H93V264H95L97 262V260L94 259L93 257ZM0 264H1V261H0Z\"/></svg>",
	"mask_w": 264,
	"mask_h": 264
}]
</instances>
